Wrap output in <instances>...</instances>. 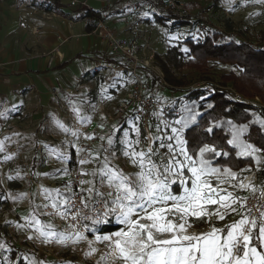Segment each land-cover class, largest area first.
I'll list each match as a JSON object with an SVG mask.
<instances>
[{
  "label": "snow or ice",
  "instance_id": "obj_1",
  "mask_svg": "<svg viewBox=\"0 0 264 264\" xmlns=\"http://www.w3.org/2000/svg\"><path fill=\"white\" fill-rule=\"evenodd\" d=\"M73 111L79 113L76 108ZM195 119V115L188 119L182 117L175 121L181 127H171V135L148 137L150 145L153 140L159 143L146 151L138 150L139 139L120 141L122 155L136 169L133 173L125 174L113 166L107 155L101 160L99 153H90L91 159H81L80 164L98 160L100 166L91 173H80L81 176L91 175L93 179H81L79 192H73L71 184L66 186L71 193L68 196L59 189H44L45 199L50 201L44 207H51L62 218L70 217L73 228L77 229L74 232H58L35 217L29 222L30 226L35 225L44 242L66 244L72 240L78 243L86 237L75 222L91 221L95 226L108 223V218L114 216L123 227L95 236V241L105 244L107 249L97 264H106L110 258L121 264H264V186L257 190L250 182L245 184L231 168L213 164L215 157H227L228 151H218L215 145L207 143L190 149L183 130ZM259 123L264 128V121ZM56 124L65 133L71 131L60 121ZM164 126L169 127L166 123ZM216 126L206 131L211 133ZM247 129L248 125H231V139L227 143L237 150L238 157L252 158L259 165L262 161L256 153L261 149L242 139ZM135 130L139 135V129ZM71 135L79 139L78 132L71 131ZM107 143L109 148L114 144L111 134ZM69 147H75L77 154L82 151L72 142ZM109 148L104 151L108 152ZM160 149L166 150L165 155H161ZM0 150H3V142H0ZM110 154L115 156V151ZM223 184L236 191H251L254 196L259 191L257 202L249 205L247 196H238L236 191L221 187ZM233 215L238 219L225 223L224 227L213 224L208 231H189V217L211 223L213 217L223 222ZM84 228L89 226L85 224ZM88 243L90 250L85 255L91 256L97 249L91 246L93 241ZM3 247L0 244V248Z\"/></svg>",
  "mask_w": 264,
  "mask_h": 264
},
{
  "label": "rangeland",
  "instance_id": "obj_2",
  "mask_svg": "<svg viewBox=\"0 0 264 264\" xmlns=\"http://www.w3.org/2000/svg\"><path fill=\"white\" fill-rule=\"evenodd\" d=\"M31 1L37 2L36 0H24L23 2L25 4V8H29L28 6L31 5ZM39 1V3L34 4L35 8H39L41 6L42 8L48 6L51 7L47 3V1H44V4L42 3V0ZM57 1L61 3V9L64 11V13L70 14L73 11H76L75 8H69L66 6L68 0ZM80 1H85L87 6L95 11H98L101 8L105 9L102 0ZM178 1L181 4L185 5V8L190 10V12H183L182 15H193L194 13H197L199 15V18L203 19V21H205L209 25L215 28L217 27L221 31L233 33L232 35H235V37L237 38L244 39V36L247 34V32L245 31H251L254 33H258V31L260 30L264 31V2H260V0ZM11 4L14 5L13 0L12 3L7 2L4 3V5H1L3 12L0 13V26L5 25V22L7 20L6 14L10 12L9 10L12 9ZM109 6H111V3ZM152 13L153 11L149 12L148 7L144 3L143 5H141V11L139 12V14L142 17L141 19L145 25L142 34L147 36V39H144L145 41L147 40L148 44L146 48L151 52H155V54L164 53L166 49L170 46H173L176 41L183 40L187 38V36H192L194 39L201 36L200 33L203 28V23H201V25L195 23L193 26L169 32L168 30L163 29L162 27H160L159 24H156L153 21ZM30 14L32 13L30 12ZM21 15V20H18L16 25L45 23L44 20L39 21L40 19L34 17V15H32L31 17L26 16L25 14L23 15L22 13ZM63 17L66 18L65 16ZM59 21H61L60 18L59 20H53V18H51V20H47L48 23H56ZM10 22L11 21L7 22L5 26H12L13 24L11 25ZM67 47H71V45L68 44ZM86 55H88V53ZM88 56L89 57L83 61L74 60V62L71 63L72 66L68 68L67 72H63L68 76V80L64 79V85H61L58 88V91H61V95L59 98L63 101L64 104H73V102H76L78 106L77 108L76 106H74V108L79 109L81 107L78 113L80 119L84 120L81 122H86V124L91 125L90 128L99 130V132L101 133L100 137L105 138L103 140L100 139L99 145L96 147L94 146L95 150L91 151V154L94 155L99 153L101 160L105 155H107L108 159L111 161L113 166L121 169L125 174L133 173L136 171V169L131 165L129 160L122 155L121 149L123 148V145L120 143V141H123L125 139H139L140 144L138 145V150L143 149L146 151L149 146L156 147L159 141L153 140L150 145L148 137H156L157 135L163 136L165 134L171 135V127H181V125L176 124L175 121L181 119L182 113H179V110L176 111L175 119L173 121H169L165 117L164 110L167 105H172V103L175 101V98H182L184 96V93L179 91H175L174 93H172L166 90L161 84L151 87L150 89L148 80H146L145 82V79L141 78L136 72L134 75L133 70L129 67L127 60V63H124L125 65H128V69L126 71H119L115 65H113L112 68L101 67L96 71H91V65H100L101 63L103 65L107 64L99 58L101 55L96 52H91ZM113 56H116V58L121 59L122 61V58L120 56L116 54ZM91 59L96 62L92 64L93 61H91ZM155 74L159 75L158 69L155 70ZM69 78L71 80H69ZM198 86L199 83L194 82L192 84H189L187 89ZM68 89H70L69 91L72 92L70 95L67 94ZM139 91H143V103H137L138 101L136 100V97L137 95H139ZM227 91L230 92L229 90ZM63 108L65 111L68 110L66 105H63ZM132 109H134L135 114L131 113L128 115V111H131ZM121 110H123L122 113ZM6 111L7 109L5 106H3V110H0V117L2 116L3 119H5V117L7 118L8 116V112ZM52 111L54 116L53 118L55 120H58L63 124L66 123L64 111H62L61 104L57 105V108H52ZM72 113L74 114V112ZM125 114H127V116ZM85 116L87 117V120ZM81 122L76 119L72 120L71 125H65L70 130L75 131L74 127H77L76 123ZM165 123L168 124L169 127L165 128ZM141 125L144 129L145 138L141 136ZM157 126H159L160 129L159 133L157 132ZM136 128L139 129V135L135 130ZM110 134L113 136L114 140V144L111 148H109V145L107 143V137ZM67 137H72L71 131L68 132L64 138H61L59 142H55V145H52L53 149L57 150L55 151V153H52L53 157L50 156L49 158V156L44 155L41 159H38L37 156L36 161L32 162L31 164L33 165L31 170H34L37 166L36 168L40 167V170H43L41 172L42 174L47 173V169H50L48 165L49 163H51V159H53L51 164H54V166L51 168L52 170H50V174L58 176L59 179L61 177H64V175H66L68 172L65 164L69 161L72 155L69 149V141L66 139ZM61 143H64L63 146L61 145ZM105 148H109V151L105 152ZM112 151H115V156L110 154ZM160 152L161 155H165L166 150L160 149ZM58 153L62 154L59 155ZM16 160L17 163L14 161V164L16 166L18 165L19 167L21 166L23 169L25 167L26 171H24L23 173V178L21 169H18L17 174L13 173L12 176H8V178L12 177L13 182L18 185L17 188L14 187L15 189L12 188L10 189V191L9 189L8 191L3 190V187L0 188L3 190V192H0V211L1 209L4 210L7 208L6 206L2 208L1 202L3 201L2 199H4V197L7 196L11 204L15 206L16 201L13 199L18 198L19 193L25 192V190H27L25 178L31 173H29L28 171L29 165L28 163H26L27 161L21 160V158H17ZM23 162L25 163V165ZM99 166L100 161L92 160V166L90 167V169H92L93 171ZM260 169L261 168H256L253 172H250V174H241L239 176L241 179H243V182L246 184L249 181V176L255 175L257 177V184L258 186H260L261 182H263L262 180L264 179V177L260 174ZM6 178L7 177L5 175V172H0V180ZM90 179H93V177L91 175L87 176V180ZM212 182L215 185L216 181L214 178ZM250 183L254 185L253 181ZM221 187L228 188V185L223 184L221 185ZM47 189L50 191L59 189L61 193L65 196H68L69 194L65 184H61L60 186V184L57 185L55 183L53 188ZM228 190L236 191L231 188H228ZM105 191H107V189H105ZM40 192L42 193V186H40ZM236 194L238 196H243V193L241 191H236ZM48 202L50 201L48 200ZM33 207L35 208L36 212L32 213L31 210V212H29L30 216L27 220L24 221L29 230L32 232L29 234V230L23 228L21 225V229L23 230L17 229L15 227V231H11V229H9L10 226L13 228V226L19 224V221L17 219H14V217H12L10 214H7V212L0 213V233L1 235H5V238L0 237V244L4 245L3 248H0V264H18L20 260L24 264H97V262L100 260L101 255L107 251L105 250V244L100 243L102 245V251L99 254H97L96 252L91 256H86L85 252L82 253V255L80 254L79 258L77 257L78 259L75 258L73 255H71V258H59L53 256H57L56 253H59L57 252V250H55L53 252H50L51 256L46 257V255L44 254V246L42 245V243H39L37 241V236H40L36 231V227L34 224L30 226L29 222L32 220L33 217H35L36 219H39L44 225L50 224L53 226V224L52 221L49 218H46L41 212V210L39 209L41 208L40 205L38 207L36 203H33L32 209ZM193 218L194 217H189V223L191 224L189 231L192 233L208 231L210 230V227L213 224L216 227H224L225 223H230L232 220L238 219V217L233 215L228 216L225 221L221 222L218 221L215 217H213L211 223H205L202 226H197L194 223L192 224L190 222V219ZM110 219L112 220V224L114 226H117V229H115L114 231H117L119 230V228L123 227V225H120L115 217L112 216L110 217ZM89 226L93 230L97 229L96 225L93 226L91 224ZM53 228L58 231L57 228H55L54 226ZM111 232L104 233L103 235L109 234ZM29 237H31V239H29ZM40 239L42 238L40 237ZM30 240L32 241V243L30 242ZM12 254L14 255V257H10V255ZM106 264H121V261L108 260Z\"/></svg>",
  "mask_w": 264,
  "mask_h": 264
},
{
  "label": "trees",
  "instance_id": "obj_3",
  "mask_svg": "<svg viewBox=\"0 0 264 264\" xmlns=\"http://www.w3.org/2000/svg\"><path fill=\"white\" fill-rule=\"evenodd\" d=\"M11 1L0 0V4ZM16 1L13 0V3ZM45 1L61 7L57 0ZM146 2L153 7V21L169 32L193 26L195 23L199 25L203 23L200 37L194 39L192 36H187L183 40L176 41L164 53L154 55V64L159 75L143 66L136 68L135 72L144 78L145 82L148 80L150 89L161 84L172 93L175 91L184 93L182 98H175L172 105L165 107L167 120L173 121L178 110L185 119L195 115V122L189 121L188 126L183 130V137L188 141L190 149H196L202 143L215 145L218 151L229 152L227 157L219 156L213 159L216 167H229L239 175H247L256 168H261L260 174L264 177V128H261L259 123L264 121V31L260 30L258 33L245 31L247 34L244 39L237 38L232 35L233 33L209 25L200 19L197 13L182 15L175 10L167 9L162 0H112L110 13H122ZM72 8L76 9L77 14L83 12L82 18L87 20V30L92 31L102 11L96 12L90 9L84 11L80 6ZM118 56L122 61L116 56L105 53L99 58L107 65H122L126 71L128 65L124 63H127V59ZM194 82L199 83V86L187 89L189 84ZM235 94L251 101L258 98L260 104L246 105L235 97ZM131 113L135 114L134 109L128 111V115ZM229 122L237 126L248 125L242 139L261 149L256 156L262 163L257 165L252 158L236 155L237 150L227 143L228 139H231ZM214 125L218 126L213 127V132L206 131L208 127ZM140 130L141 136L145 138L142 125ZM246 169L251 171H241ZM91 171L92 169L86 172ZM262 181L261 185H264V179ZM173 187L176 188L178 185ZM190 222L197 226L206 223L196 221L195 218L190 219ZM115 229L117 226H114L109 219L103 232L107 233ZM0 237L5 238V235L0 233ZM18 264L24 263L20 260Z\"/></svg>",
  "mask_w": 264,
  "mask_h": 264
},
{
  "label": "crops",
  "instance_id": "obj_4",
  "mask_svg": "<svg viewBox=\"0 0 264 264\" xmlns=\"http://www.w3.org/2000/svg\"><path fill=\"white\" fill-rule=\"evenodd\" d=\"M23 1L17 0L14 5L11 4L12 9L10 8V12L6 14L5 25L9 21L13 25L0 26V110H3V106H5L6 112H8L7 118L0 117V142H3V150H0V172H5L7 177L0 180V188L3 187V190L7 191L14 187L17 188L18 185L8 176H12L13 173L17 174L18 169H21L23 178V173L26 171L25 167L23 169L21 166V168L18 165L16 166L14 161L17 163V158L27 161L28 171L31 172L29 176L39 184V187L42 186V195L39 194L37 197L38 192L33 186L30 191L32 193L30 199L25 198L24 192L19 193L18 198L13 199L16 201L15 206L12 204L14 214L25 221L30 216L29 212L31 210L32 213L36 212L34 207L32 209L33 203H36L39 207V199L43 202L48 201L45 200L44 189L53 188L55 183L60 184V186L61 184L67 186L61 178L59 179L58 176L50 174L54 164L52 166L48 165L50 169H47V173L42 174L43 170L41 171L40 167L36 168L37 166L34 170H31L33 167L31 164L36 161L37 156L38 159H41L44 155L49 156V158L50 156L53 157L52 153L57 150L53 149L52 145H55V142H59L67 134L57 126L56 122L58 120L53 118L52 108H57V105L61 104L66 122L64 125H71L72 120L76 119L80 122L84 121L73 111L74 106L76 108L78 106L76 102L64 104L59 98L61 91H58V88L64 85V79L68 80L65 73L72 66L71 63L74 60H86L91 52L101 55V53L107 54L108 51L105 50L103 43L95 34L87 30L86 24L80 19L83 12L77 14L76 11H73L67 14L64 13L61 7L48 2L51 7L42 8L41 6L35 8L34 4L39 3V0H36L37 2L31 1L29 8H25ZM44 1L42 0L43 4ZM1 5H4V3L0 4V13L3 12ZM66 6L69 7L68 1ZM85 9L93 10L88 6ZM102 9H99L98 12ZM21 13L29 17L34 15V17L40 19L39 21L44 20L45 23L16 25L17 21L21 20ZM50 14L56 15V17H51L53 20H59V18L62 20L63 16L70 19L74 16L80 22H73L70 26L62 24L61 21L48 23L47 20H51V18H47V15L50 16ZM107 22L112 31H117L124 26V22L116 19H110ZM145 37L144 39H147V36ZM60 38L67 41L61 43ZM144 39L139 41V52H142V47L148 46L147 40ZM68 44L71 47H67ZM54 48H57L61 53L62 59L57 58L51 69H48L45 67V55ZM87 53L88 55H86ZM91 61H93L92 64L96 62L92 59ZM93 66L91 65L90 68ZM69 80L71 79L69 78ZM31 83L34 85L35 90L32 93H27V88ZM20 89L23 91L22 94L17 93ZM63 105H66L67 112L64 110ZM85 118L87 120L86 116ZM63 144L61 143L62 146ZM58 154L61 155L62 153ZM6 157H10V159H6ZM25 182L27 185V180ZM27 187L28 185L26 189ZM3 190L0 189V192H3ZM39 209L41 210V208ZM16 228L23 230L19 224Z\"/></svg>",
  "mask_w": 264,
  "mask_h": 264
},
{
  "label": "built area",
  "instance_id": "obj_5",
  "mask_svg": "<svg viewBox=\"0 0 264 264\" xmlns=\"http://www.w3.org/2000/svg\"><path fill=\"white\" fill-rule=\"evenodd\" d=\"M111 1L112 0H102V3H104L105 9H102V12L98 20H96L95 22L94 29L92 30V32L103 43L105 50L108 51V54L121 55L127 59L128 65L130 68H132L134 75H135L136 68L138 66H143V67L152 69L153 71L157 70L156 65L154 64L155 52H151L150 50L146 48V46L141 48L142 52H139L138 50L139 41L145 38V35L142 34L145 25L142 19L140 18L141 16L139 14V12L141 11V6L128 9L127 11L122 12V13L111 14L110 13L111 6H109ZM162 2L164 3V6L167 9L175 10L179 14H183V12H190V10L185 8V5L181 4L178 0H162ZM144 4L148 7L149 12L153 11V7L147 5L148 4L147 2ZM68 6L69 7L80 6L84 9L87 8V4L85 1L82 2L78 0H68ZM51 17H56V15L55 14H50V16L47 15V18H51ZM80 19L85 24H87V20L83 19L82 16ZM110 19H116V20H119L120 22H124L123 28L121 27L117 31L116 30L112 31L109 28L108 22H107ZM73 22H80V21L76 17H70V19L62 18L61 20L62 24H66L68 26H70L71 23ZM59 40L61 43H65L67 41L66 39H63V38H60ZM57 58L62 59V55L61 53H59L57 48H54L45 55V67L48 69H51V67L57 60ZM101 67L102 68H110V67L112 68L113 66L103 65L101 63L100 65H94L91 68V71H96L97 69ZM116 67L118 68L119 71L125 70L122 65H116ZM34 90H35L34 85L31 83L29 87L27 88V93H32ZM22 92L23 91L21 89L17 91L18 94H22ZM142 92L143 91L138 92L139 95H137L136 97V100L138 101L137 103L139 102L143 103ZM71 93H72L71 91H68L69 95ZM235 97L240 99L246 105L252 104V103L259 104L258 98H255L253 101L251 100L249 101L248 99L246 100L237 94H235ZM122 112L123 110H121V113ZM76 125L77 127H74V129L76 132L79 133V139L77 140L73 136L69 138L67 137L66 139L69 142H72L73 144H75L76 147L81 148L82 151L79 154H77L75 147H69L70 153L72 155L69 161L65 164L66 168L68 169V172L66 175H64V177H61V179L67 185L69 184L72 185L73 192H79L80 190L79 181L81 179L87 180V176H81L80 173L82 171L90 170V167L92 166V162L81 165L80 160L81 159H86V160L91 159L90 153L92 149L94 148V146L96 147L99 145L100 143L99 138L101 136V133L99 132V130L90 128L91 125L86 124V122L76 123ZM88 136H92L93 139H86V137ZM52 161L53 159H51V163ZM51 163H49V166H52ZM249 177H250L249 181L246 184L253 181V184L257 188V190H259L262 186H264V185L258 186L257 177L255 175H250ZM25 179L27 180V185H28L27 190L24 192L25 198L26 199L31 198L32 193H30V191L32 190L33 186L38 192L36 195L38 197V195L41 194L39 184H37L29 175ZM241 192L243 193V196H247L249 198L248 199L249 205L255 204L257 202L259 191H257L256 196H254L251 191H241ZM68 195H71V193H69ZM2 200H3L1 202L2 208H4L5 206L7 208L4 210L1 209L0 213L7 212V214H10L12 217H14V219H17L19 221L18 222L19 225L29 230V228L24 223V221L20 218V216L18 217L16 214H14L13 205L11 204L10 200H8L7 197H4V199ZM38 201H39V205L41 206V212L44 214L46 218H49L52 221L53 226L57 228L58 232H74L75 230H77L73 228L74 222L71 220L70 217L62 218L60 215H57L55 210L51 209V207L49 208L44 207L45 204H50V202L48 201L43 202L40 199ZM75 202L77 205H79L78 200ZM84 211H88V210L85 209ZM89 214L92 215V213H89ZM108 219H110V217ZM75 223L77 225L78 230L83 232L86 237L85 239L80 240L78 243H74L72 240H69L66 244H61L55 241L44 242L42 239H40V237L37 236V241L39 243H42V245L45 248L44 254L46 255V257L51 256L50 252L57 250V252L59 253H56L57 256L53 255L54 257L71 258V255H73L75 258L77 257L79 258L80 254L82 255V253H85L89 250V243H88L89 240L93 241L91 246L97 249V254H99L102 251V245L95 241V236L103 235L104 234L103 230L106 228V225L108 223L96 225L97 229L95 230L91 229L89 226L91 225V221H77ZM85 224L89 226L88 229L84 228ZM15 227H17V224L13 226V228L10 226L9 229H11V231H15L14 229ZM89 229L91 231H89ZM29 233H32V232L29 230L28 234ZM30 242L32 243L31 240ZM110 260L112 259H109V261Z\"/></svg>",
  "mask_w": 264,
  "mask_h": 264
}]
</instances>
